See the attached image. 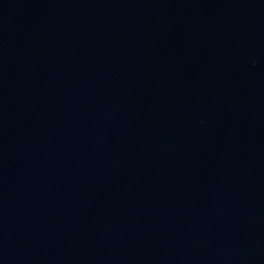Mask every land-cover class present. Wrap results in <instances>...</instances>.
Returning <instances> with one entry per match:
<instances>
[{"label":"water","instance_id":"95a60500","mask_svg":"<svg viewBox=\"0 0 264 264\" xmlns=\"http://www.w3.org/2000/svg\"><path fill=\"white\" fill-rule=\"evenodd\" d=\"M0 264H264V0H0Z\"/></svg>","mask_w":264,"mask_h":264}]
</instances>
